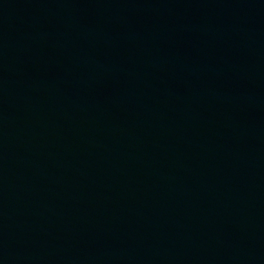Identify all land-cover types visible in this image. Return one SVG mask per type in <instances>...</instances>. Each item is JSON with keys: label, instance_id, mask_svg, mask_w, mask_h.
I'll list each match as a JSON object with an SVG mask.
<instances>
[{"label": "water", "instance_id": "95a60500", "mask_svg": "<svg viewBox=\"0 0 264 264\" xmlns=\"http://www.w3.org/2000/svg\"><path fill=\"white\" fill-rule=\"evenodd\" d=\"M0 264H264V0H0Z\"/></svg>", "mask_w": 264, "mask_h": 264}]
</instances>
